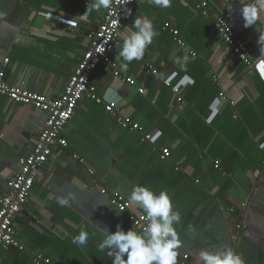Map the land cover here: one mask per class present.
<instances>
[{"label": "crops", "instance_id": "crops-1", "mask_svg": "<svg viewBox=\"0 0 264 264\" xmlns=\"http://www.w3.org/2000/svg\"><path fill=\"white\" fill-rule=\"evenodd\" d=\"M86 1L0 0V70L8 85L60 98L90 45L89 33L102 21L103 10L88 9ZM200 2L208 17L195 9ZM248 3L171 0L163 8L139 0L133 6L134 16L122 25L110 53L116 68L99 67L91 83L103 101L114 92L119 115L139 129L121 128L102 104L84 96L64 129L67 146L54 148L14 220L20 248L0 250V264H32L37 252L53 264H112L108 250L98 248L102 229L114 232L119 224L127 231L130 213L145 214L128 200L134 185L169 193L181 217L174 225L182 241L178 264L184 254L190 264H203L201 251L234 250L240 217L237 251L244 264H264V55L258 43L264 11L257 25L245 27L240 10ZM218 14L253 53V68L240 64L217 37ZM138 16L152 20L158 35L141 60L122 70L118 52ZM165 23L178 30L184 47ZM115 71L134 84L115 78ZM47 117L0 95V200ZM146 135L150 141L143 140ZM165 149L169 157L163 160ZM100 189L123 196L129 211L112 208ZM81 230L88 233L83 246L72 243Z\"/></svg>", "mask_w": 264, "mask_h": 264}, {"label": "built area", "instance_id": "built-area-1", "mask_svg": "<svg viewBox=\"0 0 264 264\" xmlns=\"http://www.w3.org/2000/svg\"><path fill=\"white\" fill-rule=\"evenodd\" d=\"M139 0H128V3L121 4L114 0V10L109 12L103 10L102 21L96 30L89 33L90 45L83 53L81 60L75 68L73 74L64 86L63 93L58 99H47L43 95L25 90L20 87H14L7 84L5 81V70H0V95L5 96L12 103L30 106L36 110L48 114L47 120L43 126L39 136L33 140L31 153L26 158H21L18 162L19 171L15 173L7 182V193L0 200V250L9 248H20V243L16 238L14 220L19 215L26 204L34 182L39 171L47 165L48 159L53 153L54 148L64 149L67 142L63 136L64 129L68 122L74 116V113L84 96L97 104H102L106 113L110 114L117 124L130 131L136 132L138 124L134 123L130 118L119 115L117 104L112 101H103L97 95L95 87L91 83V78L99 67H112L113 64L110 53L117 42L121 27L124 23L129 22L134 16L133 6ZM250 3L253 0H245ZM94 0H87L84 6L88 7ZM195 9L202 17H208L209 11L205 2L196 4ZM214 28L217 37L225 44L226 48L235 56L236 60L251 69L256 65V60L253 53L249 50L247 44L240 38L235 36L231 24L222 15H214ZM165 28H169L173 41L179 47H184L183 40L179 37V32L176 29L170 28L169 23L164 24ZM192 57H195L193 52H190ZM8 59L4 60L7 64ZM151 68L147 69V73ZM114 77L133 85L130 78H121L117 71L114 72ZM175 95L178 89H173ZM220 100H223V94H220ZM177 102L181 99L177 97ZM143 140L150 141V136L146 135ZM169 157L168 150H162L161 159ZM78 159L77 156H73ZM80 164H83L82 159H78ZM215 168L218 165L215 164ZM100 194L108 196L109 205L118 212H127L130 209L129 203L118 193H109L105 189H100ZM146 215V214H144ZM142 215L130 213L129 220L132 227L136 230H143L147 224L146 219H141ZM236 236L235 249L239 241V234L244 229V219L240 217L235 225ZM32 264H53L51 259L41 252L32 255ZM179 264H190L189 256L184 254L181 256Z\"/></svg>", "mask_w": 264, "mask_h": 264}, {"label": "clouds", "instance_id": "clouds-1", "mask_svg": "<svg viewBox=\"0 0 264 264\" xmlns=\"http://www.w3.org/2000/svg\"><path fill=\"white\" fill-rule=\"evenodd\" d=\"M116 2L126 4L128 0ZM149 2L163 8L171 5V0ZM87 8L97 12L102 9L112 12L114 0H94ZM240 11L245 27L257 25L260 14L264 11V0H253L252 3L242 5ZM131 27L135 31H131L124 38L118 52V57L123 61L120 65L122 70H127L128 64L132 61L141 60L147 46L158 35L152 20L144 16L136 17ZM258 43L261 46L260 53L264 55V33H261ZM184 60H187V56ZM104 99L114 102L115 93L109 91ZM128 200L146 214L141 216V219L147 220L146 226L143 230L131 227L125 231L118 224L114 232H109L107 228L102 229L104 239L98 245L99 250H108L107 254L113 258L112 264H178V250L182 246V241L174 225L179 224L181 217L180 213L174 210L169 193L160 191L157 194L147 186L134 185ZM58 203L65 205L68 201L59 199ZM87 241L88 233L81 230L73 237L72 243L83 246ZM200 259L203 264H244L242 257L231 248L216 252L201 251Z\"/></svg>", "mask_w": 264, "mask_h": 264}]
</instances>
